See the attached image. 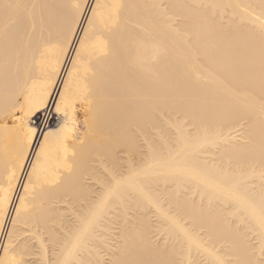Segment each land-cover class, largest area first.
Returning a JSON list of instances; mask_svg holds the SVG:
<instances>
[{
    "label": "bare ground",
    "instance_id": "obj_1",
    "mask_svg": "<svg viewBox=\"0 0 264 264\" xmlns=\"http://www.w3.org/2000/svg\"><path fill=\"white\" fill-rule=\"evenodd\" d=\"M0 264H264V0H0Z\"/></svg>",
    "mask_w": 264,
    "mask_h": 264
}]
</instances>
